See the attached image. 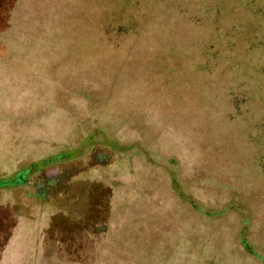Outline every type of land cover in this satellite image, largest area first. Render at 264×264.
I'll return each instance as SVG.
<instances>
[{"label": "trees", "instance_id": "16d2710c", "mask_svg": "<svg viewBox=\"0 0 264 264\" xmlns=\"http://www.w3.org/2000/svg\"><path fill=\"white\" fill-rule=\"evenodd\" d=\"M237 2L238 0H0V19L8 17L13 19L16 29L37 33L34 41L24 38L23 42H20L18 36H12L11 40H8L10 44H15L17 48L28 46L31 50L25 52L22 60L14 59L13 68L0 65V74L9 73L12 77L10 81L13 82L11 88L18 91L17 99L10 96L8 100H0V223L8 226L7 224L14 222L8 233L0 236V264H26L29 253L31 264H42L44 256L51 259L55 254L63 264H106L107 259L101 252L91 255L81 251L84 252L82 256L70 254V251L74 252L79 248L71 237L69 243L63 242L62 239L64 245L60 253H52L48 243L42 246L40 243L44 238L43 231L51 226V222L57 226L54 232L61 230L67 232L66 234L74 233L75 227L90 213L86 210L79 211L75 204L78 201H83V205L84 202L90 204V192L98 185L95 179L106 174V168L96 166V163L101 162L92 160L100 154L98 152L95 155L98 147L93 145L84 152L73 151V143L86 134L93 135L100 144V136L97 134L100 132L101 123H94L96 128L90 132L83 130L88 121L73 120L72 116L68 115L64 119L61 116L67 122V128L63 129L62 135L50 134L52 131H47L45 134L33 133L34 136L30 137L27 135L32 133L29 132V127H38L36 125L39 120L29 126L20 121L25 117L27 108H30L25 105L28 95L37 103L35 92L41 93L42 88L51 90L53 82L55 86L57 84L59 88L65 87V90L69 91L66 82L75 79L76 83L78 82V77L75 76L74 79L71 70L74 67L67 65L54 73L52 71L54 80L46 78L45 87L42 85V71H47V68L50 70V64H41L43 50L39 48L40 40L37 39L41 32L50 33L49 41L47 40L49 43L58 39L64 43L62 47L90 50L87 55L95 61H111L101 70L104 74L121 76L118 82L115 81V88L122 89V76H128L130 72L136 75L138 90L134 95L138 96L139 103L132 106L128 103V96L126 105L110 103V110H107L109 120L105 122L111 125L123 123L134 128L139 136L137 143L146 139L151 141L148 149L152 151L154 148V152L153 155L152 152L149 153V159L139 161L140 167L137 171L139 170L140 174L161 165L174 164L182 171L188 170L191 176H195L198 173L197 167H200L202 186L207 187L209 184L213 192L209 189L206 192L215 194L217 198L213 200L211 196L212 201L207 204L205 201L187 197L189 208L207 218H221L227 210L239 207L243 209L248 205V209H252L251 217L254 216L257 200L260 199V185H264V99L261 100L264 94L254 98V95L246 90L243 93L244 87L240 90V82L247 78L241 66L242 60L236 56L235 42L233 43L229 32L232 30L229 23L233 18L229 5ZM261 15L259 13V16ZM234 24L236 25V22ZM1 27L2 24L0 29ZM155 46L157 47L154 48ZM232 50L233 54L230 55ZM156 51L160 52V59L167 62L157 69L159 72L146 68L156 76L151 78L143 65L140 68L136 64L157 56ZM70 55L72 56L66 52L64 57H58L59 61L68 59ZM199 55L206 58L204 70L211 66L218 69L202 72L194 63L186 60L196 56L199 58ZM4 56L5 54L0 56V64ZM180 59L188 62H180ZM6 61L3 58V62ZM87 68H91L87 63L80 68L84 70L82 77L85 80L89 76ZM217 71L220 74L219 79L214 78L213 73ZM29 73L36 78L33 81L35 83H27ZM57 73L61 77L59 80H56ZM19 84H24L23 88L19 87ZM249 84L246 86L248 90L252 86ZM129 90L128 87L125 92L128 93ZM53 96L57 97L54 94ZM91 104L98 102L91 99ZM46 107L38 102L35 108L42 110ZM174 128L178 132L172 141L171 131ZM184 135L187 136L186 142ZM186 143L190 153L188 159L185 155ZM47 144L51 145L45 148ZM231 144L236 145V154L230 151ZM118 148L116 143L115 149ZM245 148L247 157L240 153ZM77 161L84 162V167L77 173L68 174L63 181V188L70 184L67 180L77 179L82 182L79 186L84 191L79 192L81 197L68 195L65 190L59 191L56 187L60 179L57 177L58 166ZM184 162L186 166L192 162L190 168H182ZM219 166L221 170L218 169ZM69 176L71 177L68 178ZM198 177L199 175L190 180L193 183ZM136 183L137 180L131 184ZM192 183L188 182L187 186L189 184L190 187ZM36 186L44 190H33L38 192L39 197H34L30 192V188ZM146 188L145 182V190ZM202 188L199 185L195 189L202 194ZM142 189V186L137 185V192H144ZM218 192L231 193L233 202L228 208L219 209V201L222 198L218 196ZM18 193L27 196H21L23 203L18 201ZM31 200H38V211L29 204ZM210 202H213L212 208ZM253 203L256 204L252 206ZM87 206L86 204L85 207ZM93 214L91 213L95 223L97 214ZM136 215L134 213L130 218H135ZM100 218H104L103 213ZM16 222L19 225L15 227ZM91 230L94 235L101 233L103 236L104 231H95L93 225ZM223 232L233 233L231 230ZM84 235L83 232L81 237ZM223 238L226 239V236ZM246 239L257 250L264 251L260 249L259 244ZM236 249L235 246L234 254H237V259L248 262L249 260L238 255L239 251ZM216 251L219 260L230 253L220 254L219 250ZM260 258L263 259V256ZM136 259L137 256L130 255L128 259L121 255L115 264H136ZM86 261L88 262L85 263ZM218 264L223 263L221 261Z\"/></svg>", "mask_w": 264, "mask_h": 264}, {"label": "rangeland", "instance_id": "374dc122", "mask_svg": "<svg viewBox=\"0 0 264 264\" xmlns=\"http://www.w3.org/2000/svg\"><path fill=\"white\" fill-rule=\"evenodd\" d=\"M263 2L264 0H238L237 4L231 3L229 5V8L231 7V16L233 17L231 18L232 22L229 23L232 26V30L229 32L233 43L235 42L236 56L242 60L240 61L241 66L247 78V80L240 82V90L244 87L243 93L246 90L249 94L254 95V98L264 94ZM259 13L262 15L259 16ZM7 19L8 17L6 18L5 16V21L2 18L0 19V25L2 24L0 29V56L5 54L2 57L0 65L5 68L8 66L13 68L12 62L15 61L14 59L17 61L18 59L22 60L28 50H31V47L23 46L24 48H17L15 44H10L8 40H11L12 36H18L20 42H23L24 38L34 41L36 40L34 37H36L37 33L32 34L31 32L22 31L21 28L16 29L17 27L13 25V19L10 20L9 18L8 21ZM234 22H236V25ZM49 37V32L45 34L41 32L37 36V39L40 40V43H38L39 48L41 47L40 49L44 53L41 55V64H45L44 62H49L50 64V70L47 68L48 72L42 71L41 77L44 78L42 85L45 87L46 78L54 80L53 76H51L52 71L54 73L59 69L67 67V65L74 67L71 70L73 71L74 79L75 76L78 77V82L76 83V79L72 82L70 80L66 82L70 91L68 89L65 90V87L59 88L57 84L55 86V82H53L51 90L42 88L41 93L35 92L38 102L47 106L42 110L35 108L38 106V102L36 103L33 97L28 95L25 105L30 108H27L25 117L20 121L29 126L33 125L35 120H39V124H35L38 127H29V130L31 129L29 132L32 133H27V135L30 137L34 136L33 133L45 134L47 131H52L49 132L50 134L57 133L58 135H62L63 129L67 128V122L61 116L64 119L68 115L72 116L73 120L88 121L87 125L83 126V130H89L90 132L96 128L94 123H101L100 132L97 134L100 136L101 145L97 143V139L93 135L86 134L80 140L73 143V151L78 153L79 151H86L89 147L91 149L93 145L98 147L95 155L98 152L100 154H97L92 160L101 162L96 163V166L106 168V174L95 179V183L98 181V185H95V190L90 192V197L92 198V200L90 198L91 201L89 200L90 204L84 202L83 205V201H78L75 204V207H79V211L83 212L86 210V212L90 213L88 217L84 218L75 227L74 233L66 234L67 232H61V230L54 232L57 226L51 222V226L46 227V230L43 231L44 234L42 233L44 238L40 241L41 246L48 243V247L51 248L52 253H60L64 245L63 242L69 243L71 237L73 238L72 241L75 240L79 248H76L77 250L74 252L70 251V254L75 253L78 256H82L84 252L81 251L91 253V255H94V252H101L103 255H106V264L117 263L116 261L119 260L121 255L123 257L126 256L128 259H130V255L137 256L136 264H218L221 261L223 264H264V251L257 250L246 239L248 238L254 243L259 244L260 249L264 250V201H260L264 199V185H260V199L257 200L258 203L256 202L257 211L254 212L253 217H251L252 213H250L252 209H248V205L247 207H243V209L238 205L237 207L239 208L227 210L225 216L221 218H207L189 208L188 198L202 200L207 204L209 201H212L211 196L213 200L217 198L215 194L210 195L206 192L207 189L213 192V189L209 188V184L207 187L202 186L201 180L203 176L201 175L200 167H197L198 173L195 175H199V177L193 183L190 179L195 176H191L188 170L182 171L174 164L169 166L161 165V167H158L159 169L151 168L145 171V173L140 174V171H137L138 167H140L139 161L141 159H149L151 157L150 152L153 155L154 148H152V151L148 149L151 141L146 139L137 143L139 136L134 128L123 125V123L111 125L105 122L109 120L107 119L109 118L107 110L110 103L118 102V104L122 103L126 105L127 96L130 97V102L128 103H131L132 106L139 103L138 96L134 95V92L138 90L136 75L130 72L128 76H122V89L115 88V81L118 82L121 76H118V74L112 75L111 73L104 74L101 70L103 67L108 66L111 61H103L102 59V61H95L87 55L90 53V50L86 48L62 47L61 45L64 43L59 42L58 39H55L54 43H49L47 42ZM65 45L67 44L65 43ZM161 50L164 51L163 48ZM233 51L230 52V55L233 54ZM66 52L71 53L72 56L70 55V57H67L68 59L64 58L59 61L58 57H64ZM156 52L157 56H152L149 60L139 61L136 64L140 68L143 65L151 78H156V76L149 69L159 72L157 69L167 62V60L160 59L162 57L159 51ZM6 53L8 54L6 55ZM37 55L40 56L39 53ZM3 58L7 61L3 62ZM186 60L194 63L195 67L202 72L218 69L216 66H211L204 70V63L207 61L206 58L204 59L200 55L199 58L196 56ZM179 61L188 62L184 59H180ZM84 63L91 66V68H87L89 71L87 80L82 77V75L84 76L82 73L84 70H80ZM167 66H173V64H167ZM29 74L27 83H31L36 79L31 73ZM213 74L214 78L219 79V71ZM37 75L40 76L41 74ZM10 78L12 77L9 73L0 74V100H8L10 96L17 99L18 91L13 87L11 88L13 82L10 81ZM60 78V75L57 73L56 80ZM248 83L252 84L249 90L246 89ZM23 85L19 84V87L23 88ZM128 87L130 90L126 93L125 90ZM53 94L57 97L54 98ZM91 99L93 102H98V104H91ZM262 99L264 98L262 97ZM59 103H61V106ZM59 107L61 108L59 109ZM37 128H39L38 131L36 130ZM177 132L176 128L171 131L172 141L177 137ZM23 137L26 138V136ZM186 139L187 136L184 135L185 142ZM116 143L119 146L118 149H115ZM50 145L47 144L45 148ZM184 145L186 159H188V145L187 143ZM230 151L236 154L237 148L235 144H231ZM169 152L171 153V151ZM240 153L244 157H247V148L243 149ZM164 154L168 155L165 152ZM214 156L217 168L216 155ZM190 163L186 166L184 162L181 167L184 169L186 167L190 168ZM235 163L237 164L236 159ZM83 167L84 162L82 161L58 166L57 177H60V179L59 184L56 185L57 189L59 191L65 190L68 195L81 197L79 192L84 191L79 186L82 182L74 178L69 179L67 182L70 184L65 185L64 189L63 181L68 174L77 173ZM218 169L221 170V167L219 166ZM134 179L135 181H132ZM136 180L137 183L132 185L131 183L134 184ZM76 181L78 183H75ZM145 182L147 185L146 190ZM188 182L192 183L190 187L189 184L187 186ZM137 185L142 186V190L145 191L142 192L140 190L137 192ZM199 185L201 188L203 187L204 193L202 194L195 189ZM34 189L44 192L39 186L32 187L30 188V192H32L34 197H39L38 192H33ZM23 191L25 192V190ZM218 193V196L222 198L219 201V209L223 207L228 208L233 202L231 193ZM22 195L25 197L24 194ZM22 195L20 193L17 195V199L21 203L24 200L21 197ZM37 203H39L38 200H31L29 202L35 209L38 207ZM256 203H253L252 206ZM86 204L88 205L87 208L85 207ZM210 205L212 208L213 202H210ZM133 208L135 209L133 210ZM72 210H75V208H72ZM91 213H94L93 215L97 214L95 223ZM102 213L104 214V218H100ZM134 213L137 214L136 217L130 218ZM12 222L7 224L8 226L0 223V236L3 233H8L10 227L14 226V222ZM18 225L19 223L16 222L15 227ZM92 225L95 231H104L103 236H101V233L94 235L91 230ZM221 229L226 232L231 230L233 233L227 234ZM83 232L85 235L81 237ZM225 236L226 239L223 238ZM62 239L64 240L63 242ZM235 246L239 251L238 255L243 259L249 260L248 262L237 259V254H234ZM216 250H219L220 254L230 253L224 255V257L222 256V259L219 260ZM55 256L56 254L52 255L51 259L44 256L41 260L42 264L43 262L44 264H63ZM260 256H263V259ZM31 261V254L29 253L27 254L26 264H31Z\"/></svg>", "mask_w": 264, "mask_h": 264}]
</instances>
